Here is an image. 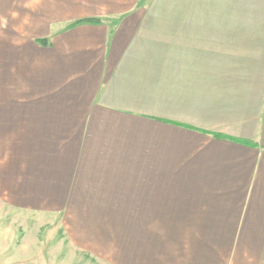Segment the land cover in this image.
Masks as SVG:
<instances>
[{"label":"crops","instance_id":"0c3cea01","mask_svg":"<svg viewBox=\"0 0 264 264\" xmlns=\"http://www.w3.org/2000/svg\"><path fill=\"white\" fill-rule=\"evenodd\" d=\"M81 1L0 112L8 206L112 228L113 264H264V0Z\"/></svg>","mask_w":264,"mask_h":264},{"label":"rangeland","instance_id":"374dc122","mask_svg":"<svg viewBox=\"0 0 264 264\" xmlns=\"http://www.w3.org/2000/svg\"><path fill=\"white\" fill-rule=\"evenodd\" d=\"M95 5L98 4L81 0H0V112L4 106L18 105L11 100L25 95L28 80L35 76L40 64L35 58L30 61L32 56H26V44L37 43L36 39L49 35L52 27L59 29L73 23ZM28 50L32 52L33 48ZM3 151L0 133V167ZM2 179L0 174V182ZM3 193L0 256L3 253L5 256L0 257V264H113L107 259L109 252L94 237L95 232L105 237V231L112 228L83 227L82 219L80 225L74 214L64 210L12 209L7 199L14 196Z\"/></svg>","mask_w":264,"mask_h":264},{"label":"trees","instance_id":"16d2710c","mask_svg":"<svg viewBox=\"0 0 264 264\" xmlns=\"http://www.w3.org/2000/svg\"><path fill=\"white\" fill-rule=\"evenodd\" d=\"M83 21H89V22H94V23H99L100 20L98 18H85V19H77L73 23L70 24V26L75 25L77 23L83 22ZM44 40H41L39 42H43Z\"/></svg>","mask_w":264,"mask_h":264}]
</instances>
